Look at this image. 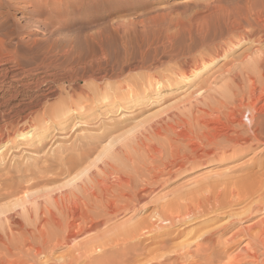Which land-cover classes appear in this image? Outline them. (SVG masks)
<instances>
[{"label": "bare ground", "instance_id": "1", "mask_svg": "<svg viewBox=\"0 0 264 264\" xmlns=\"http://www.w3.org/2000/svg\"><path fill=\"white\" fill-rule=\"evenodd\" d=\"M4 1L6 0H0V6ZM38 2H33L31 6L34 8L33 13L40 16L42 15L41 2ZM214 7L210 16L212 18L208 21L210 23L206 25L204 22L205 25L202 24L200 31L197 30L200 39L210 37L214 43L213 49L205 57L198 58V61L196 59L187 65H182L180 61L177 62L178 60L161 64V69L152 77L153 82L148 93L143 91L134 95L122 94L123 92L105 93L98 101L107 108L108 115L111 108H116L114 105L117 104H119L117 112L122 114L125 103H122V98L119 97L127 98L129 103H139L147 98L152 100L151 104L154 105L160 102L167 103L170 97L165 96L167 94L165 91L172 88L176 90L183 85L187 87V90H193L187 94L188 96L185 95V98H180V100L184 99L180 102L183 106L179 107L180 103H171L158 112L159 114L155 117L158 119L152 121L148 128L145 126L146 133H144L145 130L141 131L142 137L129 136L132 139L129 140L132 147L129 148V141L125 144L124 141L116 144L111 142L101 154L98 152L99 155L94 159L90 157L92 153H87L89 156L80 154L81 157L77 159L72 155L62 157L58 154L60 157L52 158L47 154L40 155L38 160L40 164H36L35 170L26 169L27 171L21 172L12 170V167L0 170V183L5 185L3 189H0V264H138L142 259H147V263L144 260L145 262L141 261V264H264V218L242 227L224 243L221 237H217L216 230L204 232L197 237L193 246L177 249L175 253L172 252L173 255L170 254L171 256L167 255L168 252L164 253L168 247H166L168 241L166 237L169 233H158L153 252H150L149 247L143 242H139L135 243V247L128 255L115 257L118 251L109 249L111 259H102L99 256L95 258V253L96 255L98 252L104 253L107 248L117 246L116 244L120 242L118 238L105 240L106 236L99 234L90 237L84 243L72 245L59 257L54 255L58 249L69 246L92 232L94 234L95 231L106 226L115 214L132 204L135 205L143 194L149 193L148 187L145 186V190L140 188L142 182L147 181L146 179L154 181L153 179L160 177L162 171L169 172L177 168L180 170L193 163H205L207 158L214 157L218 153L234 152L241 146L252 147L264 143V0H231L229 3L220 0ZM84 38L92 41L94 37L86 35ZM240 51L241 53L235 56ZM3 53L5 54L0 49V55L4 56ZM9 60L15 65L11 66L12 71L9 68L0 69V89L4 90L8 81L14 78L20 87L30 86V82L23 83L21 74L13 75L12 73L24 71V67L18 63L17 58ZM220 61L224 63L216 72L209 75ZM38 73L41 71L25 74L31 76ZM47 77L49 79H46L45 84L43 81L37 82L36 90L30 92L39 93L42 90V84L57 82L53 74ZM16 89L18 97L21 94V88ZM49 90L51 87L45 89L47 92ZM24 96L25 98L16 107L11 109L7 107L10 112L3 118L23 119L21 113H24L25 108L34 110L39 106L35 103L34 95L26 93ZM80 100L77 104L79 109L67 111V113L53 112L44 124L37 122L39 115L36 121L27 122L28 125L23 129L20 128L19 121L20 125H15L12 120L6 121L3 129L10 131L9 128H11L14 138L25 140L29 143L28 149L31 148L38 154L42 153L46 147V141L43 139L46 134L36 136L38 132L42 130L49 134L56 128L64 131L60 122L68 124L74 116L75 118L84 116L86 113L82 111L83 104L96 101L86 92ZM6 106L3 104L0 108ZM35 113L36 110L30 115ZM2 114L5 113L2 112ZM47 114L50 113L47 112ZM145 122L148 123V120ZM4 138L8 142H4ZM14 138L12 141L9 136L0 138V157H3L8 149L10 152L16 150L14 147H8V144L14 142ZM34 140L37 141L31 145L30 142ZM134 145L138 146V150ZM133 147L136 154L131 153V150L134 152ZM128 148L129 150L132 148L131 154ZM140 148L141 152H144L142 153L144 156H140L142 157L140 161L143 160L142 166L145 163L156 166L159 160L166 162L161 165L158 162L157 166L159 165L160 168L162 164L166 167L163 170L154 168L157 170L156 173L154 172L156 177H150V170L146 171L144 170L146 168L143 169L140 166V169H143L140 171L134 165L137 158L135 156L138 151L140 152ZM166 151L169 157L164 158ZM140 157L138 156L137 159ZM124 162L129 164L128 168H122L121 164ZM260 167L258 171H263L262 174L256 172V176L248 182H243V185H232L233 188L225 189L224 197L220 194L221 198L216 193L218 197L214 204L210 203L211 197L208 199V196L204 204L197 203L198 201L195 206H192L195 201L189 203L191 206L188 203L183 206L177 204L175 209L169 212L170 214L163 216L162 213L157 212L149 217L151 220L148 218L143 226L127 230L129 236L132 239L137 236L141 238L145 236L144 234L155 233L154 236H156V231L164 230L162 225L164 223L170 226L191 225L194 222L204 221L220 211L228 208L231 210L232 206L238 203H247V205L241 209L240 214L231 213L232 219L229 225L218 228L219 231L235 228L238 222H250L257 212L264 210V164ZM150 169L153 170L152 167ZM20 170H22L21 167ZM63 177L67 178L62 180ZM221 192L223 191L219 193ZM122 204L125 206L123 207ZM214 221L210 220V222ZM240 235H242L241 239L235 241ZM243 243V247L232 255L229 253V247H226L230 245L240 247ZM125 253L127 254L126 251ZM42 256L49 258L45 260L46 262L39 263Z\"/></svg>", "mask_w": 264, "mask_h": 264}, {"label": "rangeland", "instance_id": "2", "mask_svg": "<svg viewBox=\"0 0 264 264\" xmlns=\"http://www.w3.org/2000/svg\"><path fill=\"white\" fill-rule=\"evenodd\" d=\"M35 1L38 2V0H6L0 6V40H2L0 49L5 52V54L3 53L4 56L0 55V69L9 68L12 71L13 67L11 66H14L15 63H11L9 59L17 58L18 63L24 67V71H13V75L21 74L20 77L23 79V83H31L30 86L27 85L28 87H20V84L14 78V80L10 79L8 81L4 90L0 89V105H7L0 108V138L9 136L11 141L14 138L11 128H9L10 131L3 129L6 121L10 122L12 120L15 125L21 124L23 126L20 125V128L23 129L24 126L28 125L27 122L36 121L39 115L40 118L37 122L44 124L50 119L49 115L53 112L62 111V113H67V111L79 109L77 104L81 101L84 92L96 101L95 103L83 104L82 111L86 113L84 116L80 118L74 116L71 123L68 124L60 122V126L64 128V131L56 128L54 132L52 131L49 134L45 131L42 132V130L38 132L36 136L46 134L43 136L46 147L42 153L40 152L41 154L31 148L28 149L29 143L25 140L14 138V142L8 144V147H14L16 150L10 152V149H8L4 152L3 157H0V170L11 167L12 170L21 172L26 169L35 170L36 164H40L39 157L47 154L51 155L52 158L61 155L62 157L72 155L77 159L81 157L80 154L89 156L87 153H92L93 155L90 154V157L92 156V159H94L111 142L116 144L124 141L125 144L128 143L127 141L132 140L131 137H139L144 130V133H146L148 125L158 119L155 118L159 114L158 112L171 105V103L179 104L184 100H180V98H185L184 96H188L187 94L193 90H187V87L183 85H180L176 90L172 88L165 91L168 94L165 96L170 97L167 103L160 102L154 105L151 104L152 100L147 98V100L144 99L139 103H129L127 98L119 97L122 98L121 102L125 103L122 114L117 112L119 105L117 104L114 105L116 108H111L108 115L107 108L98 101L102 99L105 93L123 92L122 94L130 93L131 95L142 91L148 93L151 82H153L152 77L161 69V64L178 60L177 62L180 61L182 65H187L196 59L198 61L203 56L205 57L213 49L214 46L212 45L214 43L210 37L204 40L200 39L199 29L202 24L205 25L204 22H206V25L210 23L208 21L212 18L210 16L215 9L214 6L220 0H39L38 3L41 2L40 10L42 11L40 16L33 13L34 8L31 4L36 3ZM222 1L229 3L231 0ZM197 30L199 31L197 32ZM86 35L93 36V42L84 38ZM240 53L241 51L235 56ZM158 60L160 61L157 62ZM223 63L222 61L217 63L209 75L216 72ZM40 71L41 73L31 74V76L25 74ZM49 74H53V78L57 82L44 85L46 79H49L47 77ZM147 77L150 78L147 79ZM42 81L44 84H42V90L39 93L33 94L30 92L36 90L37 82ZM18 87L21 88V94L17 97L15 90ZM49 87H51V90L45 91ZM50 91L53 92L48 94ZM26 93L34 95L36 98L35 103L39 105L34 109L36 113L30 115L34 110L25 108L24 113H21L23 119L3 118L4 115L10 112L12 107H16L25 98ZM13 96L16 97L12 99ZM179 105V107L183 106L181 103ZM46 111L50 114H47ZM2 112L5 114H2ZM151 117L155 119L152 120ZM146 120H148V123L145 122ZM57 131L62 132V135ZM140 137L142 136L140 135ZM35 141L37 140L30 142V144H34ZM130 141L128 143L129 148L133 146ZM4 142H8L6 138H4ZM67 148L69 149L66 150ZM135 148L138 150V146H135ZM135 148L133 147L135 153L131 150L132 148L130 149L131 153L136 154ZM139 150L140 152L138 151L135 156L137 158L144 153L141 152V148ZM235 150L234 152L228 151L223 154L218 153L219 155L217 154L214 157L211 156L206 159L205 163H193L180 170L177 168V170L172 169L169 172L164 171L165 173L162 171L160 177H156L155 171L160 168L161 163L166 164L164 160H159L158 166V162L156 166L147 165L144 162V167L141 163L143 160L140 161L142 157L136 158L134 165L140 171L146 168L144 170L151 171L150 177H156V179H153L154 181L146 179L149 184L146 182L140 183V188H143L141 190L148 187L149 193L143 194L145 198L142 195L143 198L141 197L140 200L136 201L135 205L132 204L115 214L106 226L95 231L94 234L92 232L88 236L79 238L76 240L77 242L75 241L69 246L58 249L54 255L59 257L65 254L72 245L84 243L90 237L99 234L106 236L105 240L109 239L110 241L113 238L120 240L116 244L117 246L107 248L104 253L94 254L95 258L99 256L102 259H111V250L109 249L118 251H115V257L128 255L139 242H143L149 247L150 252H153L158 233H169V236L166 237V241L168 240V245L166 244V247L168 246L167 251L164 250L165 254L168 252V256H171L170 254L173 251L175 253L177 249L193 246L197 237L210 230H216L217 237H221L222 243H224L226 239H229L233 233L242 229V227L264 218V210L257 212L250 222H238L239 224L235 228L222 232L219 229L229 225L232 219L231 213L240 214L241 209L245 208L247 203L234 204L235 206L233 205L234 207L232 206L231 210L228 208L210 216L209 221L205 219L184 226H170L169 224H166V226L164 223L162 225L165 231H156V236H154L155 233L144 234L145 236L141 238L137 236L132 239L127 230L143 226L144 222L148 221V218L157 214V212L162 213L163 216L167 213L170 214L169 212H172L177 204L183 206L185 203L189 204L192 201H195L192 206L199 202L204 204L207 196L208 199L211 197L210 203L214 204L216 197H218L217 194L223 196L225 189L233 188L232 185H243V182H248L253 176H256V172L263 173V171L258 170L260 165L264 164V143L252 147L241 146ZM167 154V151L164 152V158H167ZM121 166L122 168H128L129 164L124 162ZM140 166L143 169H140ZM20 167L22 170H20ZM149 167H152L154 171ZM165 167L162 164L160 169L163 170ZM63 178L62 180H65L67 177ZM4 187V184L0 185V189ZM199 188L201 189L199 190ZM221 190L223 192L219 193ZM222 196L220 197L222 198ZM122 205L125 206V204ZM189 205L191 206V204ZM169 206L170 209L168 210ZM210 220L215 221L210 222ZM141 231L139 233H142ZM241 237L242 235L237 237L235 241L241 239ZM130 244L132 245L128 246ZM243 245L244 243L240 247L233 245L226 247H229V253L232 255L236 254ZM160 253H163V251H160ZM48 258V256H42L39 263H44ZM144 260H140L138 264H141V261Z\"/></svg>", "mask_w": 264, "mask_h": 264}]
</instances>
